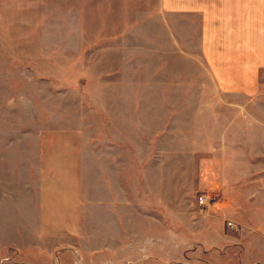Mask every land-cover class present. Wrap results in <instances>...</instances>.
Masks as SVG:
<instances>
[{
	"label": "rangeland",
	"instance_id": "obj_1",
	"mask_svg": "<svg viewBox=\"0 0 264 264\" xmlns=\"http://www.w3.org/2000/svg\"><path fill=\"white\" fill-rule=\"evenodd\" d=\"M201 28L161 0H0V245L39 233V251L55 247L87 223L97 168L218 134L227 94L207 77ZM163 157L152 166L173 165Z\"/></svg>",
	"mask_w": 264,
	"mask_h": 264
},
{
	"label": "crops",
	"instance_id": "obj_2",
	"mask_svg": "<svg viewBox=\"0 0 264 264\" xmlns=\"http://www.w3.org/2000/svg\"><path fill=\"white\" fill-rule=\"evenodd\" d=\"M161 3L167 17L201 16L200 51L207 55V77L227 94V124L218 134L211 126L214 133L182 136L184 145L203 144L192 151L145 153L143 167L132 161L97 168L87 223L78 231L67 227V240L42 252L39 233L27 248L5 242L3 264H73L75 258L83 264H264V0ZM163 156L173 165L159 160L153 167L152 159ZM196 193L212 200L206 208ZM34 250L35 256L17 260Z\"/></svg>",
	"mask_w": 264,
	"mask_h": 264
},
{
	"label": "built area",
	"instance_id": "obj_3",
	"mask_svg": "<svg viewBox=\"0 0 264 264\" xmlns=\"http://www.w3.org/2000/svg\"><path fill=\"white\" fill-rule=\"evenodd\" d=\"M208 202L209 201H208L207 196H200L199 199H198V204L203 209L207 207ZM228 226L229 227H234L232 223H228ZM76 264H83V263H82V261L77 260Z\"/></svg>",
	"mask_w": 264,
	"mask_h": 264
}]
</instances>
